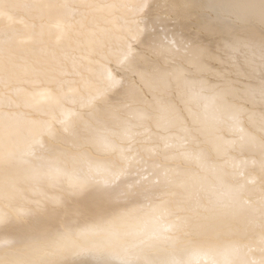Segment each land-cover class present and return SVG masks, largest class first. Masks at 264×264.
I'll return each mask as SVG.
<instances>
[{
  "label": "snow or ice",
  "instance_id": "snow-or-ice-1",
  "mask_svg": "<svg viewBox=\"0 0 264 264\" xmlns=\"http://www.w3.org/2000/svg\"><path fill=\"white\" fill-rule=\"evenodd\" d=\"M200 7L214 47L151 0H101L107 18L47 0L98 31L99 60L52 52L55 73L0 29V230L15 235L0 264H264V0ZM90 192L91 219L60 215Z\"/></svg>",
  "mask_w": 264,
  "mask_h": 264
},
{
  "label": "bare ground",
  "instance_id": "bare-ground-1",
  "mask_svg": "<svg viewBox=\"0 0 264 264\" xmlns=\"http://www.w3.org/2000/svg\"><path fill=\"white\" fill-rule=\"evenodd\" d=\"M161 1L165 5L163 8L158 5L157 0H151V3L153 4V8L149 13L151 17L166 18L165 22L170 29L182 32L186 37L191 39H203L205 43H210L213 47L215 46L214 38L207 37L206 33L201 32V25L204 22L203 17L206 13L202 10L200 5L206 3V0ZM8 2L30 3L37 6L44 5L43 8L33 7L27 10L17 9L11 12L7 9L0 10V29L14 32L17 36V48L22 52L30 53V59L47 61L50 71L54 73L59 71V67L52 59V52L56 53L57 58L66 54L69 57V68L71 66L72 58H76L85 65H88L90 60H99L98 55H92V41L98 35V31L95 27H92L87 23H85L83 27L80 25L70 26L63 17L49 12L47 8V0H5V3ZM84 2L93 4L97 7V17L107 18L106 12L99 8L101 0H84ZM107 26L114 28V25ZM256 36L258 38L259 34L256 33ZM205 37H207V39H205ZM34 44L39 46L36 50H30ZM90 66L95 68L97 65L91 64ZM36 91L37 96L42 97L48 89L46 87H41L37 88ZM171 99L173 102L179 103L175 96ZM49 143H51V141H49ZM58 146L65 148L68 151H74V149L67 144L60 143ZM202 146L211 152L210 145ZM89 151H91V149H89ZM182 166L191 167L192 165ZM99 201L100 198L95 192H90L83 196L73 198L68 203L66 209L60 210V215L66 213L69 218L78 217L80 221L83 222L84 220L92 218L94 212L89 211L92 209L94 210L95 208H90V210L86 209L87 212H85L87 214L84 215V211L81 209L84 206L87 207V205H91H84L85 202H94L98 205ZM81 211H83V213ZM14 238V233L0 230V241L6 242ZM193 239H196V237H193ZM10 250V246L7 243H4V245L0 247V258L7 260ZM77 259L88 260V258ZM196 260L197 264H205L203 258L198 257Z\"/></svg>",
  "mask_w": 264,
  "mask_h": 264
},
{
  "label": "rangeland",
  "instance_id": "rangeland-1",
  "mask_svg": "<svg viewBox=\"0 0 264 264\" xmlns=\"http://www.w3.org/2000/svg\"><path fill=\"white\" fill-rule=\"evenodd\" d=\"M157 2H158V5H160V7H164L165 5L162 3V1L161 0H157ZM162 4H161V3ZM169 8V7H168ZM255 32L256 33H258L259 34V24L258 25H255ZM39 45H37V44H34L31 48H30V50H36L37 49V47H38ZM36 47V48H35ZM92 203H93V205H92ZM99 203H100V201H99ZM87 204H91V205H87ZM95 204V205H94ZM98 204V203H97ZM84 205H87V207L86 206H84L81 210H83L84 211V213H83V211H81L84 215H86L87 213V210H90V208L92 209V208H94V210L92 209L91 211H89V212H95L96 211V208L98 207V205H96V203H94V202H85V204ZM86 207V208H85ZM88 207H89V209H88ZM85 208V209H84ZM87 209V210H86ZM86 211V212H85ZM88 212V213H89ZM74 259H76L77 261H80V259H77V258H74ZM89 259V258H88Z\"/></svg>",
  "mask_w": 264,
  "mask_h": 264
}]
</instances>
